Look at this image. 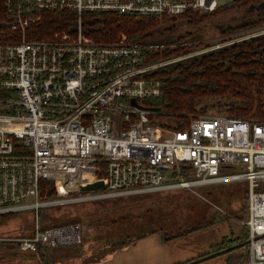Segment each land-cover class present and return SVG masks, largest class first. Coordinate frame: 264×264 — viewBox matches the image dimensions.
Wrapping results in <instances>:
<instances>
[{"label": "built area", "instance_id": "built-area-1", "mask_svg": "<svg viewBox=\"0 0 264 264\" xmlns=\"http://www.w3.org/2000/svg\"><path fill=\"white\" fill-rule=\"evenodd\" d=\"M6 26L17 35L0 41V215L37 212L67 202H84L150 191L245 181L248 186L246 258L264 264V120L194 115L183 129L160 127L157 110L144 101L161 94L158 70L224 45L261 36L233 34L202 50L149 60L174 44H136L120 35L99 41L83 30L86 12L158 19L210 14L220 0H3ZM45 11L75 14L74 30L50 40L28 39ZM11 36V35H10ZM221 43V44H218ZM172 45V46H171ZM181 164L190 172L181 175ZM46 180L55 198L41 193ZM101 182L97 190L83 191ZM78 225L29 237L0 238L34 252L80 241Z\"/></svg>", "mask_w": 264, "mask_h": 264}, {"label": "trees", "instance_id": "trees-1", "mask_svg": "<svg viewBox=\"0 0 264 264\" xmlns=\"http://www.w3.org/2000/svg\"><path fill=\"white\" fill-rule=\"evenodd\" d=\"M263 3L264 0H231L210 14H195L185 19L173 20L158 19L153 16L137 17L116 12H86L82 19L83 30L88 36L99 41H113L120 34H125L130 42L136 44L179 42V48L169 46L151 54L149 60L155 61L162 56L169 57L178 52L181 54L201 47L202 44L199 45V41L202 39L200 36L203 23L210 16L232 10L242 12L241 21L237 26L232 30L222 31V34L247 29L264 22V14L250 11V8ZM6 18L4 3L0 0V41L17 37L6 26ZM75 19L76 16L72 12L45 11L42 13L41 20L30 26L27 37L35 40H50L56 31L72 32ZM194 42L197 44L193 45L194 47L190 46L195 44ZM156 77L161 81V94L153 99L145 100L144 103L157 110L156 117L164 126L170 127L167 120L176 116L179 121L173 128L183 129L187 125L189 114H222L264 120V34L181 60L158 70ZM8 95L9 92L0 88V97ZM181 175L187 179L190 176V172L183 164H181ZM44 186L48 188L46 198L54 199V191L46 180L40 182L41 193ZM163 191L102 198L74 203L73 206L114 202L115 207L112 213H117L118 216L109 218L112 213H105L103 220L106 222L107 218H112V224L125 220L127 223L121 222L122 229L125 230L128 226L129 230H133L132 239L128 238V241H125V235L119 237L114 249L125 247L150 234L158 233L163 240L167 241L205 226L188 228L186 224L177 225L179 216H172L166 208V205L172 203L161 202L165 201L166 197L157 194ZM174 201H176L175 198ZM55 208L56 206H47L37 210L38 222L40 221L41 224L38 226L40 231L60 225L48 213ZM27 214H34V212ZM148 215L151 217L146 218ZM19 216L20 213L0 215V222ZM120 226L119 222L114 225L116 229ZM112 228L110 227L108 231L116 230ZM221 243L220 241L215 245L214 250L218 251L222 247ZM4 245L17 248L13 242L7 240L0 242V246ZM56 247L59 246L53 248ZM43 249L45 248L38 246L35 251L39 254ZM238 259V256L235 257L230 264H236Z\"/></svg>", "mask_w": 264, "mask_h": 264}, {"label": "rangeland", "instance_id": "rangeland-1", "mask_svg": "<svg viewBox=\"0 0 264 264\" xmlns=\"http://www.w3.org/2000/svg\"><path fill=\"white\" fill-rule=\"evenodd\" d=\"M230 1L231 0H220L222 5ZM251 10L256 14H264V3L250 8V11ZM241 14L242 12L232 10L208 17V19L204 21L201 30L200 38L202 39H200L199 45L202 44V46L196 50H202L217 42H228L231 39L236 40L238 39L237 37H240L243 33L250 34L256 27L264 30V22H262L247 29L222 34V31L232 30L233 27L237 26L241 21ZM187 17L189 16L182 18L185 19ZM236 33H240V35L237 37L233 36V34ZM196 44L197 43L190 46L194 47L193 45ZM177 45H179V42ZM176 47L179 48V46ZM153 53L154 52L151 51L148 54L151 55ZM185 53L187 52L181 54L178 52L177 54L183 55ZM155 61H157V59ZM194 115L197 114L188 115V122ZM172 117L173 119L167 120L170 125V127H167L156 117V114L151 116L160 127L167 129H174L173 127L178 124L179 118L176 116ZM157 194L166 197V200L161 202L172 203L166 205V208L168 213L172 216H179V221L176 223L177 225L186 224L188 228H193L198 225H205L204 227H208L218 223L227 224V233L224 236L222 235L220 239L222 240V247L219 250L231 248V251H229L234 252L236 257H239L237 263H239V260L242 261L246 258L245 242L247 229L244 222L247 218L248 186L245 181H229L206 186L177 188ZM174 198L176 201H174ZM74 203L77 204L79 202H57V204L51 205L56 206V208L48 213L53 219L60 223L57 227L72 224L78 225L80 229V241L78 243L61 245L64 247L45 248L38 255L32 253L19 254L17 250L10 251L11 249H16L14 246L7 247L4 245L0 246V256L7 255L8 253H15L14 255L20 259L16 262V258L15 262L11 264H83L87 259L98 261L105 255L110 254L118 244L119 237L125 235V241H128V238H130V240L132 239L133 230H129L128 226L125 230L122 229V223L125 224L127 221H117L121 226L116 229L114 225L117 222L112 224V218L109 219L111 216H115V218L118 216L117 213H112L115 207V204H113L114 202L100 204L88 203L73 206ZM27 213L28 212H21L19 217H14L5 221L2 220L3 223L0 222V238L31 236L35 227L41 226V224L40 221L38 222L37 212H34V214ZM105 213H112L109 218H107L108 220L106 222L103 220V214ZM149 217H151V215L146 216V218ZM110 227L116 230L108 231ZM13 243L15 244V242ZM238 244L240 245L233 247Z\"/></svg>", "mask_w": 264, "mask_h": 264}, {"label": "crops", "instance_id": "crops-1", "mask_svg": "<svg viewBox=\"0 0 264 264\" xmlns=\"http://www.w3.org/2000/svg\"><path fill=\"white\" fill-rule=\"evenodd\" d=\"M226 233L227 224L225 223L203 227L167 241L163 240L158 233H154L139 238L125 247L114 249L101 260L85 259L83 264H230L236 255L234 252L229 253L228 251L194 262L205 255L216 252L217 250H214L215 245L222 241L220 239ZM15 245L17 248L10 251L17 250L19 254L32 253L38 255L36 251H21L16 243ZM14 254L8 253L0 256V260H2L0 263L11 264L15 262L17 257ZM19 259L17 258L16 262Z\"/></svg>", "mask_w": 264, "mask_h": 264}, {"label": "water", "instance_id": "water-1", "mask_svg": "<svg viewBox=\"0 0 264 264\" xmlns=\"http://www.w3.org/2000/svg\"><path fill=\"white\" fill-rule=\"evenodd\" d=\"M101 186H102V183H101V182H95V183H93V184H88V185H86V186H83L81 189H82L83 191H92V190H97V189H99ZM239 245H240V244L235 245V246H233V247H236V246H239ZM230 249H231V248H226V249H224V250H218V251H216V252H214V253H211V254L205 255L204 257L199 258V259L195 260L194 262H198L199 260L206 259V258L211 257V256H213V255H219V254H222V253H224V252H226V251H229Z\"/></svg>", "mask_w": 264, "mask_h": 264}, {"label": "flooded vegetation", "instance_id": "flooded-vegetation-1", "mask_svg": "<svg viewBox=\"0 0 264 264\" xmlns=\"http://www.w3.org/2000/svg\"><path fill=\"white\" fill-rule=\"evenodd\" d=\"M210 51V50H209ZM202 53H204V52H202Z\"/></svg>", "mask_w": 264, "mask_h": 264}]
</instances>
